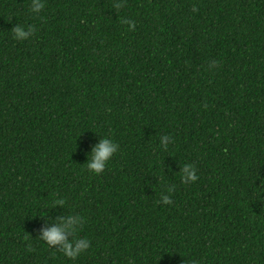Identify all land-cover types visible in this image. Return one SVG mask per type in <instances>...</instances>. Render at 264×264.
I'll return each instance as SVG.
<instances>
[{
  "label": "trees",
  "instance_id": "1",
  "mask_svg": "<svg viewBox=\"0 0 264 264\" xmlns=\"http://www.w3.org/2000/svg\"><path fill=\"white\" fill-rule=\"evenodd\" d=\"M113 3L0 0V264H264V0ZM54 197L84 217L75 260L36 238Z\"/></svg>",
  "mask_w": 264,
  "mask_h": 264
},
{
  "label": "clouds",
  "instance_id": "2",
  "mask_svg": "<svg viewBox=\"0 0 264 264\" xmlns=\"http://www.w3.org/2000/svg\"><path fill=\"white\" fill-rule=\"evenodd\" d=\"M44 6V0H30L29 12L33 15H39ZM122 6V0H114L113 7L115 9H120ZM121 22L126 24L129 29L135 27L131 19H125ZM10 32L14 41L23 42L34 34V28L31 25L15 24L10 29ZM216 67V61H212L208 65L209 70ZM172 142L170 135H162L159 140V146L162 150H166ZM118 148L119 145L110 137H99L98 141L86 153V162L83 165L86 171L91 175L103 173ZM179 173L181 182L185 184L193 183L198 179L196 168L190 163H185L179 169ZM172 191H174V186L168 187L165 193L160 196L158 203L162 205L172 203L170 195ZM65 206L66 200L64 198L54 197L47 207L42 208L48 211H44L43 215H40L41 224L37 229L36 238L42 241L49 249L62 253L67 259L75 260L90 248V241L88 238L78 235L85 222L84 217L75 212L65 213ZM57 209L62 210V212L52 215Z\"/></svg>",
  "mask_w": 264,
  "mask_h": 264
}]
</instances>
